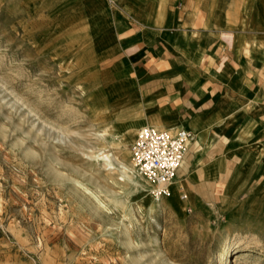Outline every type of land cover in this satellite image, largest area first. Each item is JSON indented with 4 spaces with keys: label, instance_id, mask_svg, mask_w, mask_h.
I'll use <instances>...</instances> for the list:
<instances>
[{
    "label": "rangeland",
    "instance_id": "374dc122",
    "mask_svg": "<svg viewBox=\"0 0 264 264\" xmlns=\"http://www.w3.org/2000/svg\"><path fill=\"white\" fill-rule=\"evenodd\" d=\"M118 1L0 0V264H221L225 243L264 264V171L214 204L174 182L155 202L135 173L136 132L179 128L146 119L99 38Z\"/></svg>",
    "mask_w": 264,
    "mask_h": 264
},
{
    "label": "crops",
    "instance_id": "0c3cea01",
    "mask_svg": "<svg viewBox=\"0 0 264 264\" xmlns=\"http://www.w3.org/2000/svg\"><path fill=\"white\" fill-rule=\"evenodd\" d=\"M118 4L99 38L117 45L116 65L130 71L146 119L193 136L173 192L214 204L245 187L264 171V0Z\"/></svg>",
    "mask_w": 264,
    "mask_h": 264
},
{
    "label": "built area",
    "instance_id": "2783aa9c",
    "mask_svg": "<svg viewBox=\"0 0 264 264\" xmlns=\"http://www.w3.org/2000/svg\"><path fill=\"white\" fill-rule=\"evenodd\" d=\"M192 139L191 132L183 128L171 131L146 125L136 132L129 155L135 173L147 185L152 199L170 196L177 169ZM181 198L186 199V195Z\"/></svg>",
    "mask_w": 264,
    "mask_h": 264
},
{
    "label": "bare ground",
    "instance_id": "6f19581e",
    "mask_svg": "<svg viewBox=\"0 0 264 264\" xmlns=\"http://www.w3.org/2000/svg\"><path fill=\"white\" fill-rule=\"evenodd\" d=\"M95 135V137L96 138H98V139H100V138H103L105 135L103 134V133H95L94 134ZM95 157H97V156H95ZM108 158L107 157V155H105V156H102L100 159H103V158ZM104 158V159H105ZM80 186V185H79ZM88 193V192H87ZM96 198V197H95ZM96 200V199H95ZM94 200V201H95ZM154 200V199H153ZM100 201V200H99ZM155 202H157V201H160V200H154ZM101 202V201H100ZM97 203V202H96ZM97 204H99V203H97ZM170 206V208L172 209V210H175L176 208H175V206L173 205V204H170L169 205ZM252 212V211H251ZM253 213V212H252ZM258 213V212H257ZM237 247H231V246H229V244H227V243H225V246H224V248H223V250H222V252L219 254V261H220V263L221 264H226L227 262H228V256H231V254H232V252L233 251H235V250H237L236 249Z\"/></svg>",
    "mask_w": 264,
    "mask_h": 264
}]
</instances>
